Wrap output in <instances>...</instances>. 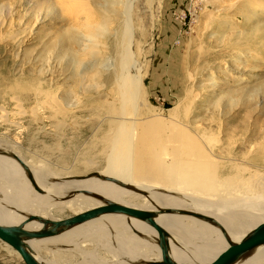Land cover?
I'll return each mask as SVG.
<instances>
[{"label": "rangeland", "instance_id": "rangeland-1", "mask_svg": "<svg viewBox=\"0 0 264 264\" xmlns=\"http://www.w3.org/2000/svg\"><path fill=\"white\" fill-rule=\"evenodd\" d=\"M87 1L104 8L108 30L100 39L103 46L85 50L91 41L81 29L84 21L71 24L56 0H0V150L54 173L53 182L93 177L102 168L104 144L98 139L116 115L106 102L113 98L118 105L121 97L122 56L115 52L126 32L121 2ZM95 15L97 24L102 16ZM129 15L135 63L125 71L141 80L140 117L173 115L193 132L208 128L223 140L216 152L226 158L224 168L236 157L243 159L240 167L261 170L249 148L264 144V48L260 38L247 44L245 36L260 32L264 9L249 7L246 0H135ZM88 160L98 165L88 166ZM69 214L64 210L58 218ZM39 255L59 264L77 261L45 248ZM0 264L25 262L0 241Z\"/></svg>", "mask_w": 264, "mask_h": 264}, {"label": "bare ground", "instance_id": "bare-ground-1", "mask_svg": "<svg viewBox=\"0 0 264 264\" xmlns=\"http://www.w3.org/2000/svg\"><path fill=\"white\" fill-rule=\"evenodd\" d=\"M56 1L68 13L71 24L77 26L84 21L85 27L81 29L86 31L84 34L91 41V44L84 45L85 50L87 47L95 49V46H103L100 39L108 30L107 19L103 16L104 8L92 7L87 0ZM134 1L119 0L126 22L124 39H119V44L115 46L117 55L120 53L122 56L123 85L120 84L118 88L122 98L119 97L118 105L114 104L113 98L106 102L109 111L116 115L109 122L110 130L107 129L103 137L98 139L104 144L100 152L105 153V164L99 165L102 168H99L98 173L145 190L148 195L97 177L53 182L50 178L54 173L36 168L23 159L33 170L38 184L46 190V194L41 195L32 188L26 177L19 178L10 174L13 172L25 176L23 168L15 159L1 156L0 171L6 174L0 173V178L10 182L0 181V223L17 225L24 222L26 216L11 206L21 208V212L26 215L37 214L60 220L62 218H58V214L64 210L74 215V212L80 213L101 205L102 201L93 195H71L77 190H87L107 200L139 209L183 208L197 212V209H201L203 214L223 225L229 237L237 242L264 223V144L258 142L249 148L255 159L262 164L258 165L261 170L240 167L239 162L243 159L236 157L228 158L233 165L224 168L221 164L224 162L222 159L226 158L216 152L217 144L223 140L216 134L207 133L208 128L193 132L188 123L183 124L173 115L169 119L158 113L146 118L140 117L138 102L141 97V80L125 71L134 62L131 56L133 27L129 15ZM246 1L253 9H264V0ZM95 14L102 16L97 24L92 23ZM259 31H247L245 42L260 38L259 45L264 48V23ZM96 73H99L98 69ZM130 82L132 87H129ZM47 100L44 99L45 102ZM129 111L134 116L131 119L126 118L130 117ZM120 114L121 120L118 117ZM227 143L228 147L232 146L231 142ZM87 163L88 166L98 165L89 160ZM21 189L34 192L37 196L22 194L24 192ZM15 192L22 195L16 196ZM64 197L66 199L62 200ZM156 220L169 232L170 256L177 262L208 263L229 244V239L217 226L189 215L159 213ZM42 226L38 221L26 224L29 230H39ZM154 234L157 232L146 222L120 213H107L58 235L33 239L28 243L42 264H59L55 259L41 258L39 251L44 248L77 260L70 264H151L162 258L158 235ZM236 264H264V245Z\"/></svg>", "mask_w": 264, "mask_h": 264}, {"label": "water", "instance_id": "water-1", "mask_svg": "<svg viewBox=\"0 0 264 264\" xmlns=\"http://www.w3.org/2000/svg\"><path fill=\"white\" fill-rule=\"evenodd\" d=\"M0 154L15 159L23 168L25 176L30 182L32 188L41 195L46 194V190L38 184L31 167L18 154L14 152L9 153L3 151H0ZM93 177H97L104 181H109L119 186L130 188L144 195H148V192L145 190L129 186L128 184H125L116 178L104 176L98 172ZM79 193L93 195L100 199L102 201V204L95 208L71 215L60 220H52L37 214L26 215L23 212L19 211L21 214L26 216L24 222L17 225H4L0 223V241L16 250L20 254V257L23 259L25 264H42L41 261L37 258L35 251L29 245L28 242L30 240L58 235L102 214L120 213L126 215L129 218L146 222L157 232L158 244L161 248L162 258L159 261L150 262L151 264H201L192 262H177L170 256V234L156 220V217L159 213H170L189 215L215 225L229 239L228 246L212 261L205 264H236L253 255L258 247L264 245V223L254 228L239 241L235 242L229 237V235L227 234V230L225 229V227H223V225H221L214 218L201 212L183 208H159L157 210L139 209L112 200H107L101 195L87 190H77L71 195ZM63 199H66V197L62 198V200ZM31 221L40 222L43 225L42 228L39 230L27 229L26 224Z\"/></svg>", "mask_w": 264, "mask_h": 264}]
</instances>
